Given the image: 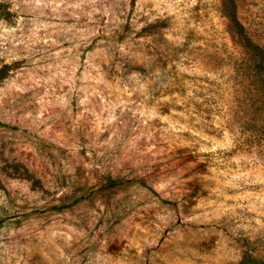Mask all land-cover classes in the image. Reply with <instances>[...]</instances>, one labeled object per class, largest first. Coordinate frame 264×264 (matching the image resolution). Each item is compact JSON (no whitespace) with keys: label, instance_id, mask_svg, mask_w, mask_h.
Returning <instances> with one entry per match:
<instances>
[{"label":"rangeland","instance_id":"374dc122","mask_svg":"<svg viewBox=\"0 0 264 264\" xmlns=\"http://www.w3.org/2000/svg\"><path fill=\"white\" fill-rule=\"evenodd\" d=\"M0 6V264H264V0Z\"/></svg>","mask_w":264,"mask_h":264},{"label":"trees","instance_id":"16d2710c","mask_svg":"<svg viewBox=\"0 0 264 264\" xmlns=\"http://www.w3.org/2000/svg\"><path fill=\"white\" fill-rule=\"evenodd\" d=\"M0 8H4L3 6H0ZM4 71L2 70L1 73H3Z\"/></svg>","mask_w":264,"mask_h":264}]
</instances>
